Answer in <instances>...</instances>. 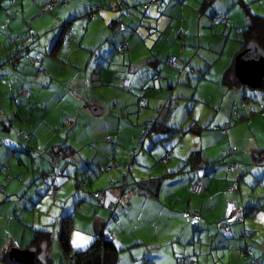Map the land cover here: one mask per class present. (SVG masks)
Instances as JSON below:
<instances>
[{"label": "crops", "instance_id": "1", "mask_svg": "<svg viewBox=\"0 0 264 264\" xmlns=\"http://www.w3.org/2000/svg\"><path fill=\"white\" fill-rule=\"evenodd\" d=\"M6 1L7 8L13 12H7L9 18L3 16L0 21V98H12L16 93L14 101H20V105H26L31 110L14 114L17 119H58V123H51L56 128L50 131L42 145L36 142V138L22 146L16 144L21 139H10L7 145L11 147V152L21 150L30 154L32 150L35 157H31L30 162L41 174L49 168L51 171L63 169L62 175L66 173L77 187H89L90 192L83 191L76 199L74 212L80 202L90 199L89 195L95 198L94 191L105 189V199L115 203L114 211L118 210L120 215L116 222H120L122 227L116 223L113 228H107L105 218L100 216H94L93 221L97 228L99 224H105V230L113 234L117 247L123 249V245L129 244L125 247L127 249L135 241L146 247L170 248L165 253L150 256L143 252L142 264H157L161 259L166 264H178L179 255L187 257V264H254L252 261L264 264V105L258 112L244 103L241 109H232L240 99L257 102V95L249 94L245 89L248 86L244 84L229 86L224 76L240 46L238 30L248 23L251 15L263 14L264 0H176L175 3L160 0L156 4L152 3L153 0H132V7L130 0H112L110 6L107 0H61L55 8L41 15L39 8L48 0ZM119 1L128 6L131 18H121L122 14L115 8ZM17 2H20L18 7ZM240 2L245 6L240 7ZM254 2L261 7V11L252 8ZM137 4L140 6L136 9ZM141 4L146 6L141 7ZM19 11L20 17L17 16ZM216 12L227 15L229 21L223 24L224 27L213 22L212 16ZM90 15L93 19H89ZM67 22L74 26L79 44L77 48L81 45L89 47L82 42L83 33L77 27L84 24L85 32L91 22H102L107 33L103 35V41H99L100 36L95 32L94 44L100 47L102 42L111 43L114 50L111 57L100 60V54L90 58L82 52V57L76 58L73 55L77 49H74L66 59L59 58L52 47L61 26ZM29 30L35 33L36 38L27 44L23 39ZM15 36L20 37L24 47L29 46V55L39 51L40 54L34 56L39 59L38 64L26 65L24 59H19L21 62L18 64L10 63L9 53L20 46L13 44ZM123 41L126 47L122 50L124 53L118 56L115 51ZM167 59H170L169 63ZM219 61H224V65L217 70L213 66ZM33 66H36L38 74ZM73 67L83 73H80L82 77L79 75L77 82ZM51 71L56 75H65L70 71V76L64 82H55L54 76H50ZM43 74L50 76V83L39 77ZM21 75L30 78L19 81ZM213 75H216L215 81L211 80ZM209 76L210 79H206ZM10 77L14 78L7 84L6 78ZM204 79L217 84L223 92L217 107L221 116L210 113L208 119L195 116V119H182L181 122L176 119L170 124L165 116L159 119L161 112L165 111L168 116L171 93L173 96L179 86L195 89ZM180 81L181 84H178ZM127 87L129 92L120 91ZM131 91L140 95L136 97ZM196 103L197 100L189 113L190 118ZM257 104L261 106V102ZM36 112H40L38 117L34 115ZM5 119H9V114H5ZM64 119H72L75 126H82L87 136L79 141L75 138L71 140L65 127L62 128ZM161 120L165 121L167 128L178 132L172 135L161 131L151 133L149 137H144L141 148H136L134 140L146 131L149 123ZM228 121L233 125L226 133L215 128ZM24 129L28 138L35 133L33 124ZM75 129L73 127V131ZM232 147L235 151L230 152ZM41 148H45V152L35 155V151ZM132 151L135 152L134 157L125 167ZM166 152L169 156L162 161ZM18 161L29 163L27 157L23 159L19 156ZM14 162H6V166L14 169ZM229 162L240 165L241 171L236 177L226 170ZM196 171L202 184L200 196L192 195L189 190ZM123 176L128 182L126 189L115 185ZM236 178L238 191H228ZM43 179L36 182L35 189L42 194L47 186L45 191L49 194L58 185L57 179L52 178V184H49V179ZM61 190L59 188L55 192V197L63 198L64 202L68 194H65L67 198L61 196ZM18 194V191H4L3 201L17 199ZM41 199L44 200L43 197ZM205 210L217 214L211 223L214 225L219 221L218 227L224 235L216 237L218 243L213 240L211 246L196 248L192 243L181 242L192 246V249L184 250L177 242L183 241L180 237L183 225L187 221L194 225L190 230H203L208 223L201 215ZM242 212V221H234ZM130 213L136 214L139 220H133ZM6 214V211L0 214V221ZM124 221L130 225L128 229ZM222 222L229 224V230L223 229L224 223L221 227ZM135 227H140V231H134ZM93 231L91 224L84 234L76 233L74 237L70 234L73 248H87L93 241ZM192 231L195 237L196 232ZM31 237L30 232L23 230L20 239H15L7 248L1 247L0 258L13 248L29 247ZM212 249L215 252H211ZM48 251L46 249L45 255L53 264ZM195 251L198 253L195 254ZM0 264L11 263L0 259ZM58 264H63L62 253Z\"/></svg>", "mask_w": 264, "mask_h": 264}, {"label": "rangeland", "instance_id": "2", "mask_svg": "<svg viewBox=\"0 0 264 264\" xmlns=\"http://www.w3.org/2000/svg\"><path fill=\"white\" fill-rule=\"evenodd\" d=\"M2 2V9H0V21L3 20V16H7V19L9 18L7 15V12L13 10H9L7 8V2L6 0H0ZM154 1V0H153ZM152 1V3H153ZM159 2V1H158ZM157 2V3H158ZM114 4L116 2H113ZM181 4V2H178L177 4ZM119 4V3H118ZM130 5L132 7L133 3L132 0H130ZM244 5V3L240 2L239 6ZM19 6V2L17 3V7ZM139 4H137V7L139 8ZM146 5H142L141 7H145ZM245 6V5H244ZM264 6V4H263ZM137 7H135L137 9ZM134 8V7H133ZM253 9H257L258 11H261V7L256 6L255 2L252 4ZM20 12H17V16L20 17ZM264 14V11L261 12ZM261 14V16L263 15ZM120 15V14H119ZM254 15V14H253ZM259 15V14H257ZM121 16V15H120ZM122 19H128V17H125L124 15L121 16ZM21 23V22H20ZM217 23V22H214ZM159 24H161V21H159ZM84 24H80L77 28L81 29V32L83 33V43L85 42L89 47H85L84 45H81V48H73L69 51V53L74 50L76 52L73 56L76 58L82 57V52L87 53L90 55V58H96L100 54V60L102 58L108 59L111 57V53L114 52L111 43L108 41L102 42L100 44V47H97L96 44H94V37L93 34L96 32L99 34V41H103V35L107 33L106 26L103 25L102 22H91L89 25V29L83 32ZM215 25H221L224 27L223 23L215 24ZM74 28V26H73ZM106 29V31H105ZM27 34V33H26ZM17 36L13 38V44H20V41L16 39ZM80 38V34H79ZM24 42L27 44L30 43V39L27 38V36L23 39ZM126 43V42H125ZM21 44L19 46V49L21 48ZM18 48L12 50L18 51ZM144 50V49H143ZM142 50V51H143ZM68 53V54H69ZM118 56L122 55L124 52L122 50L118 49L115 51ZM39 51H36L31 54V56H37ZM226 56V55H225ZM68 57V55L65 56V59ZM19 59H24L26 65H32L29 63V59L27 56H24L22 54V57L12 59L10 63L18 64L21 61ZM104 62V60H102ZM77 62V59H76ZM37 64L39 63L36 62ZM33 64V65H36ZM82 63V61H81ZM115 63V60H114ZM224 65V61L217 62L213 67H215L217 70L220 68V65ZM76 66V65H75ZM36 70V66H33ZM74 68V67H73ZM73 76L77 74L76 81L78 80V77L81 73V71H78L76 67L72 70ZM51 77L54 76L55 82L57 81H65L70 76V71L68 74L65 75H56L51 71ZM14 75V73H11ZM38 74V72L36 73ZM83 75V73H81ZM11 75V76H12ZM80 75V78L82 77ZM50 76L43 74L39 77L45 78L48 83H50ZM215 76L213 75L212 81H215ZM3 78V77H2ZM14 78V77H13ZM12 77L6 78L7 84L10 83L11 80H13ZM21 80L29 79L30 77H23L22 75L19 76ZM79 78V79H80ZM206 79H210V76ZM204 79L197 88L192 89L187 86H179L177 90L174 91V95L172 96L171 93V99L170 104L167 108V114L166 112H161V115L159 116V119L165 116V118L168 119V122L174 123L177 119L178 122H181L182 119H195V116H198L199 119H208L211 114L214 115H220V112H217L218 104L221 102V99L223 97V92L219 88L217 84H213L214 82H210L208 80ZM182 80V77H181ZM181 84V81L178 83ZM176 83V85H178ZM9 87V85H8ZM23 89H26V87H23ZM183 89V90H182ZM249 94L256 93L257 95V102L244 100L241 99L235 103L232 106V109L239 110L241 109V105L247 104L249 108L255 109L257 112L261 109H263L264 101H261L264 97V89H253V88H245ZM120 91L123 93L129 92L128 87L127 88H121ZM187 93H184L186 92ZM21 91H19L20 93ZM131 94L134 96H139L140 93L137 91H131ZM182 94V95H181ZM16 93L13 94L12 98H8L5 100H2L0 98V214L3 215V212L6 211L7 214L5 217L2 218L0 221V249L1 247H9L11 242H13L15 239H20L21 233L23 230L30 232L32 234V237L30 241L34 237L35 231H48L50 233V246L48 248V254L50 258L53 259V264H58V261L61 256L60 246L58 244V222L61 220V216L65 215H71L73 220V230L71 233V237H74V235L84 234L86 233V230H89L91 227V224L93 222L94 216H100L105 218L106 226L107 228H113L120 217L118 215V210L116 211V214L118 217H112L110 210L106 206H101L98 201L92 196H90V199H86L85 201L80 202L79 207L77 208V211L74 212L76 199H78V196L81 195V193L84 192H90L89 187H77L74 184V180L67 177V174H63V169H54V171H51V168L47 169L44 174H41V171H38L35 169V167L31 164V157H35L32 153V150L30 154H26L24 151L19 150L18 152L12 151L11 147H8V143L10 139H21V141H16L17 145H26L28 144L29 140L35 139L36 142L40 143L41 145L48 139V135L50 131H53V127L51 126L54 122V124L58 123V119H17L14 114H17L18 112L20 114L24 112L31 111L26 105H20V101L17 100V102L14 101V97H16ZM195 100H197L196 108L194 112L191 114V118L189 117V113L192 110V106L195 103ZM11 101V104L9 103ZM261 102V106H258L257 103ZM208 103V104H207ZM210 104V105H209ZM36 110V109H35ZM52 110V111H51ZM51 115H53V109H51ZM48 111V112H50ZM5 114H9V119H5ZM136 115V113H134ZM158 114V112H157ZM156 114V115H157ZM35 117H38L40 115V112H36ZM155 115V116H156ZM63 122V120H62ZM72 119H69L67 121L66 119L63 122V126L65 127L66 131L68 132L69 138L72 140L75 138L76 140H81V138L87 136L86 129H84L82 126H75V123L72 124ZM192 123V122H191ZM190 123V124H191ZM29 124H33L35 127V133L31 138H28V133L24 129ZM188 126V125H186ZM73 127H76L75 131H73ZM23 128V129H21ZM186 128V127H185ZM24 132L25 135L20 136V133ZM57 132V131H56ZM62 134V133H61ZM21 137V138H19ZM136 148H138L136 139L134 140ZM32 146V142L30 143ZM95 145V143L93 144ZM99 146V145H97ZM43 150V148H41ZM137 151V150H136ZM24 159V157L28 158L29 163H23V161H18L19 156ZM38 157V156H37ZM45 159L47 156H44ZM12 161L15 163L16 167L14 169H11L8 165L6 166V162L11 164ZM34 161V160H33ZM37 161V160H35ZM18 162V164H16ZM6 167L8 169V172H6ZM21 172V173H19ZM33 174V177L31 176ZM47 174V175H46ZM45 179H43L44 176ZM30 177V178H29ZM57 179V186L56 188L52 189L51 193L47 194L45 191L46 187L42 190V194H39L38 191L35 189L36 182H40L43 180L50 181L49 184H52L53 180L52 178ZM25 182V183H24ZM119 184L121 187L126 185L124 183H118V181L115 182V185ZM47 185V184H46ZM62 189L60 191V195L64 196L65 194H68V199L63 202V198L58 197V199L55 197V192L57 190ZM190 190V189H189ZM4 191L6 193H15L16 191L19 192V198H15L11 201H3L5 198ZM238 190H235V192ZM202 192V191H201ZM189 193V192H188ZM191 193V192H190ZM195 196H200V194H193ZM189 195V194H188ZM41 197L44 198L42 201ZM65 198L66 195H65ZM57 200H59L57 202ZM67 211V212H65ZM65 212V213H63ZM63 213V214H61ZM132 215V219L137 221L139 218L136 214L130 213ZM201 215L207 219L208 223L204 225L203 230L201 231H192L193 226L191 225V222H187L183 225L182 228V237L183 241H177L180 243V247H183L184 250H190L192 249L191 245H185L181 242H188L195 245L196 248L199 246H211V243L213 240H215V244L218 243V238L220 236H223V231L219 229V221H216L214 225H212L211 221L215 220V216L217 214L211 212V211H203L201 212ZM110 221V222H107ZM154 221V218L152 217V221ZM122 222V221H121ZM126 223V228L128 229L130 225L127 221H124ZM222 222L220 225L222 227ZM120 227H122L121 223L119 224ZM190 228L192 230H190ZM134 231H140V227H135ZM192 232H196L195 237L193 236ZM129 233V232H128ZM208 234V236H207ZM128 237H131L130 234H128ZM218 237V238H216ZM216 238V239H215ZM250 245L253 243L249 242ZM171 245V244H169ZM130 246L129 244L123 245V249L118 247L120 249L118 255H120V262L118 261V264H142L143 262V252H145L144 255L150 256L157 253H165L170 248L169 246H157V247H151V246H144L138 243H135V241L132 243V246L125 249V247ZM222 251V250H220ZM211 252H215V249H212ZM195 254L198 252H194ZM140 254V256H138ZM189 256H192L191 253H189ZM221 254V253H220ZM9 255V252H8ZM185 255H179L178 256V264H187L188 259H186ZM157 264H166L164 259H161L157 262ZM212 264V263H211ZM221 264V263H220Z\"/></svg>", "mask_w": 264, "mask_h": 264}, {"label": "trees", "instance_id": "3", "mask_svg": "<svg viewBox=\"0 0 264 264\" xmlns=\"http://www.w3.org/2000/svg\"><path fill=\"white\" fill-rule=\"evenodd\" d=\"M158 1H160V0H154L153 4H156ZM170 1L172 2V0H170ZM47 2H45L39 8V11H40L39 14L40 15L48 12L50 9L55 8L62 1L59 0L53 7H47V9L44 10V8L47 5ZM111 2H112V0H107V3L109 4V6H110ZM175 2H176V0H175ZM175 2H172V3H175ZM118 3L119 4H117V6H115V8L118 10V12L120 14L124 15L125 17H128V19L131 18L132 13L130 12V10H129L128 6L125 4V2L119 1ZM120 4L123 6L122 7L123 10L121 8H117L118 5H120ZM15 7H16V5H15ZM126 13H128L129 15L126 16ZM216 13L222 14V12H216ZM89 19H93V15H90ZM212 20H213V16H212ZM213 22H215V21L213 20ZM217 23H222V22H217ZM227 23L228 22L223 23V24H227ZM74 30L75 29L73 28V26L70 22L64 23L61 26L60 33L57 36L56 40L54 41V44L52 47V50L58 55L59 58H65V56L68 55V53L71 49L78 47L79 44H78V41L75 37ZM65 31H68L69 35H71V38L75 41V46H69L66 42H64L65 39H64L63 35H64ZM238 34L240 35V46H239V49L235 52V54L233 56V62H234L235 55L239 51H241L245 47V45L251 40L257 41L259 46H261L264 49V16L251 15L248 23L244 27H242L240 30H238ZM180 35L181 34H179V36ZM27 38L30 40H34L36 38V35L32 30H29L27 32ZM16 39L19 41L21 40L20 37H17ZM122 43H124L125 47H126V43L124 41ZM20 44L22 47L18 51H13V52L9 53L8 57L10 58V60L15 59V58H20V57H22V54H23L24 56L28 57L30 64H35L36 62L39 61V59L37 57H33V56L29 55V46L24 47V45L22 44V40L20 41ZM120 44L118 46V49H120L119 48ZM125 47L123 49H125ZM123 49H120V50H123ZM32 60L34 62H32ZM169 60L170 59H167V62ZM233 62H232V65L226 70L224 76L226 79V83L229 86H238L242 83H241V80L236 77V74H235L234 68H233ZM260 89H264V77H263V80L261 82ZM142 100L143 99H141V101ZM219 127H222V126H219ZM159 131L170 132L169 133L170 135L178 132V130H176V129L167 128L164 120L149 123L146 131H143L142 134L136 138L138 149L141 148L144 137H146V136L149 137V135H151V133H157ZM64 146H68V145H64ZM70 151H73V149L70 148ZM44 152H45V148L40 153V155L43 154ZM133 154H135L134 151H132V156L125 163V165H124L125 167L129 166L128 162L132 161V159L134 157ZM122 187H125V186L122 185ZM138 187L140 188V185H138ZM100 190L101 189L94 191L93 194H95L96 192H98ZM95 199H96V197H95ZM96 200L98 201V199H96ZM98 203H99V201H98ZM126 207H128V206L126 205ZM114 209L113 210L109 209L112 217H116V213H115ZM242 215L244 217L243 212H242ZM243 217H242V219H243ZM72 220H73L72 217L65 216V217H61V220L58 222L59 228H58L57 238H58V244L60 246V250H61V253L63 256V264H68V263H71V264H118L119 248L117 247L116 242L113 240V238H114L113 234H110L109 231L105 230L106 228H105L104 223L99 224V226L97 228V225L95 226V222L93 221L92 226H93V230H94L93 231L94 238H93L92 243L87 248H85L83 250H75L73 248L71 240H70V234H71V230L73 228ZM108 235H111V237H108ZM42 245H44V246L42 247ZM49 246H50V233L48 231H39V230L35 231L34 237L31 240V242L29 243V247H35L36 252L40 253L41 251L46 252V249H48ZM68 254L74 255L73 261H70L67 258ZM0 259L2 261H6V262L11 263V264H22L16 260L12 259L8 255L7 252H5L4 256L1 257ZM45 261H46V264H51V262H50L49 258H47V256L45 258ZM253 263L256 264L255 262H253ZM34 264H43V263L39 260H35Z\"/></svg>", "mask_w": 264, "mask_h": 264}, {"label": "water", "instance_id": "4", "mask_svg": "<svg viewBox=\"0 0 264 264\" xmlns=\"http://www.w3.org/2000/svg\"><path fill=\"white\" fill-rule=\"evenodd\" d=\"M234 71L236 77L241 80V83L257 89L261 87L262 78L264 75V49L259 46L255 40L249 41L245 47L236 54L234 59ZM9 256L22 263L34 264L35 260L46 264L45 252H36L35 247H27L25 249L13 248L9 252Z\"/></svg>", "mask_w": 264, "mask_h": 264}, {"label": "built area", "instance_id": "5", "mask_svg": "<svg viewBox=\"0 0 264 264\" xmlns=\"http://www.w3.org/2000/svg\"><path fill=\"white\" fill-rule=\"evenodd\" d=\"M59 0H49L47 2V5L46 7L44 8L47 9V7H53ZM172 2H175V0H172ZM122 5H118L117 8H121L122 9ZM123 10V9H122ZM121 11V10H120ZM129 14L126 13V16H128ZM213 20L215 22H227L228 21V17L227 15L225 14H221V13H216L213 15ZM66 43L69 45V46H75V41L71 38V36H68V39L66 41ZM125 47V44L124 43H121L120 44V49H123ZM32 62H34L32 60ZM233 125V122L231 121H228L226 122L222 127H219V126H216L215 128H217L218 130H220L222 133H226L227 129ZM20 135H25L24 132H21ZM43 150H39V151H35V155H40V153L42 152ZM230 152H233L235 151V148L232 147L230 148L229 150ZM169 156V152H166L161 160L164 161L166 159V157ZM226 170L228 172H231L235 175V177L237 176L238 172L241 170L240 169V165L238 163H235V162H229L226 164ZM118 183H124L126 184L127 186L126 187H122L123 189H126L128 187V183H127V179H126V176H123L121 177L119 180H118ZM109 185H112V183H110ZM239 189V186H238V180L237 178L232 182V184L227 188L228 191L230 192H235V190H238ZM202 191V184H201V181L199 179V174L198 172L196 171L195 173V176H194V179L192 180V182L190 183V192L193 193V194H200ZM106 190L103 189V190H100L98 192H96L94 194V196L96 197V199H98L99 203L102 205V206H106L108 209H114V205L115 203L113 201H106ZM242 217L243 215L240 214V216H236L234 218V221H237V222H240L242 220ZM223 229L225 231L229 230V224L228 223H224L223 225ZM108 237H111V235H108ZM248 252H250L248 249H247ZM244 257H246V254L244 255ZM67 258L70 260V261H73L74 259V255L73 254H68ZM255 261H252L251 263H253ZM68 264H71V263H68ZM258 264H261V262H258Z\"/></svg>", "mask_w": 264, "mask_h": 264}, {"label": "bare ground", "instance_id": "6", "mask_svg": "<svg viewBox=\"0 0 264 264\" xmlns=\"http://www.w3.org/2000/svg\"><path fill=\"white\" fill-rule=\"evenodd\" d=\"M216 14V13H215ZM223 14V13H222ZM228 21H229V19H228ZM227 21V22H228ZM222 23H226V22H222ZM67 30V29H66ZM68 35H69V33H68V31H65V33H64V35H63V37H64V42H66L67 41V39H68ZM69 36H71V35H69ZM263 77H264V75H263ZM262 80H263V78H262ZM167 158V157H166Z\"/></svg>", "mask_w": 264, "mask_h": 264}]
</instances>
